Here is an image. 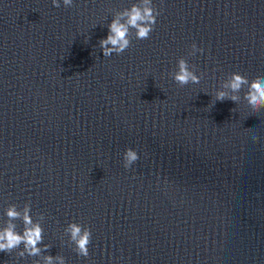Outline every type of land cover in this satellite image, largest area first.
Here are the masks:
<instances>
[{"label": "water", "instance_id": "1", "mask_svg": "<svg viewBox=\"0 0 264 264\" xmlns=\"http://www.w3.org/2000/svg\"><path fill=\"white\" fill-rule=\"evenodd\" d=\"M139 2L0 0V228L29 204L43 229L38 256L21 244L0 264H264V109L247 85L215 97L231 72L264 78V0H152L149 37L130 29L104 57L108 25ZM180 57L199 84L169 76ZM71 222L91 230L87 257Z\"/></svg>", "mask_w": 264, "mask_h": 264}, {"label": "clouds", "instance_id": "2", "mask_svg": "<svg viewBox=\"0 0 264 264\" xmlns=\"http://www.w3.org/2000/svg\"><path fill=\"white\" fill-rule=\"evenodd\" d=\"M55 7H60V0H52ZM65 7L73 5V0H63ZM159 11L153 6L152 0H140L139 3H133L130 7L119 12L108 25V35L100 40V48L104 57H109L113 53L121 54L130 46L129 31L135 29L137 39H147L156 24V18ZM196 52H203L202 48H198L195 43L191 45L189 55H195ZM194 67V66H193ZM169 76L181 87L193 83L199 84L202 74L197 75L196 72L189 67L187 60L180 57L177 61V70L170 72ZM230 78L223 81L219 90L215 92L216 101H224L226 99L238 102L240 97L236 95L245 85L247 91L244 93V99L248 106L254 111L259 112L264 109V78H256L251 82L247 76L240 72H231ZM227 89V91H225ZM253 142H259L260 137L254 135ZM139 159L138 152L132 147H127L123 153L124 167L127 169ZM31 208L26 204L23 214L17 210L15 204H10L6 215L9 223L0 228V251L11 252L23 244V251L19 253L21 257L27 253L29 256H38L41 252L38 245L43 240V229L38 223H34L31 215ZM22 218L24 228L22 232L16 230V225L11 221ZM70 235V240L75 245V251L78 255L87 257L88 245L91 242V230L82 226L77 222H71L65 229ZM46 247V246H45ZM55 260H59V264H65V258L62 256L45 257V264H54Z\"/></svg>", "mask_w": 264, "mask_h": 264}]
</instances>
